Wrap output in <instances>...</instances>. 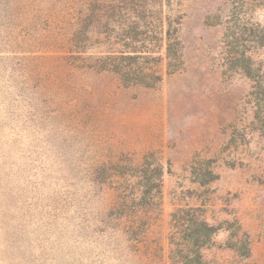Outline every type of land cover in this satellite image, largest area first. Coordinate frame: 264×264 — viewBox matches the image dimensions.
I'll list each match as a JSON object with an SVG mask.
<instances>
[{"label": "rangeland", "instance_id": "1", "mask_svg": "<svg viewBox=\"0 0 264 264\" xmlns=\"http://www.w3.org/2000/svg\"><path fill=\"white\" fill-rule=\"evenodd\" d=\"M0 264H264V0H0Z\"/></svg>", "mask_w": 264, "mask_h": 264}]
</instances>
